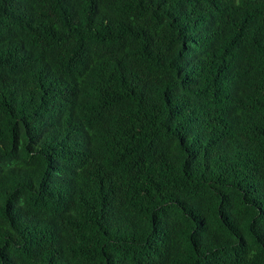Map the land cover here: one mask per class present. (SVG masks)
I'll list each match as a JSON object with an SVG mask.
<instances>
[{"label":"trees","instance_id":"1","mask_svg":"<svg viewBox=\"0 0 264 264\" xmlns=\"http://www.w3.org/2000/svg\"><path fill=\"white\" fill-rule=\"evenodd\" d=\"M0 264H264V0H0Z\"/></svg>","mask_w":264,"mask_h":264}]
</instances>
